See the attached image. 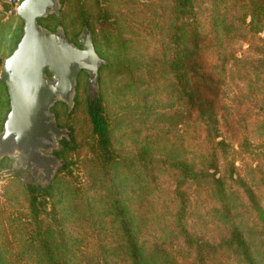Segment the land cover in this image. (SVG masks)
Wrapping results in <instances>:
<instances>
[{"label": "rangeland", "instance_id": "obj_1", "mask_svg": "<svg viewBox=\"0 0 264 264\" xmlns=\"http://www.w3.org/2000/svg\"><path fill=\"white\" fill-rule=\"evenodd\" d=\"M61 2L60 15H49L41 23L52 30L63 25L77 44L88 26L96 52L107 59L100 68L98 97L111 125L117 165L106 170L93 154L89 75L83 71L74 109L69 111L64 102L53 107L59 125L70 130V139L61 141L64 146L56 152L63 164L51 184L42 187L40 178L27 183L19 173L0 177V264L44 262L39 248L42 236L35 232L31 217V185L38 195L42 226L51 240L60 243L70 264H129L117 214L121 206L133 219L146 254H151L150 264H175L174 260L196 264L194 248L175 223L181 209L178 189L185 193L188 229L195 239L217 241L227 236L233 225L224 218L228 209L253 248L260 251L264 215L257 209L264 210V32L233 31L221 36L218 51H209L222 80L214 137L206 122L185 110L181 88L167 68L174 53L172 0ZM234 22L244 26L242 21ZM8 23L10 43L1 42L3 57L13 52L23 35L20 16ZM204 24L209 27L208 21ZM9 110V93L0 79V131ZM177 159L193 164L198 178L185 181L173 166ZM210 159L217 164L210 172L223 179L222 186L208 174ZM12 163L2 159L0 173L11 169ZM227 261L221 258L220 263Z\"/></svg>", "mask_w": 264, "mask_h": 264}, {"label": "trees", "instance_id": "obj_2", "mask_svg": "<svg viewBox=\"0 0 264 264\" xmlns=\"http://www.w3.org/2000/svg\"><path fill=\"white\" fill-rule=\"evenodd\" d=\"M171 11L175 20L170 37L174 53L167 63V68L181 88L185 110L190 116L196 114L206 122L216 137L218 123L216 108L221 96L222 80L215 71L214 62L209 59V51H218L221 36H230L233 31L241 34L245 30L253 34L264 32V0H172ZM234 20L242 21L244 26L236 25ZM205 21L209 22V27H205ZM8 25V22L2 24L0 35L5 34ZM1 41L0 38V45ZM2 63L3 58H0V71ZM88 104L92 125L93 154L99 166L106 170L111 169L113 165H117V162H115V151L112 147L110 122L98 96L95 100L90 99ZM173 166L179 170L185 181L197 179L199 176L196 167L186 160L177 159L173 161ZM64 167L65 165L62 169ZM211 167H217L213 159L208 161L207 171L214 183L222 186L223 179L211 173ZM29 187L32 191L31 217L35 232L42 236L39 248L42 249L45 258L41 264H70L60 243L51 240L46 232V226H42V211L37 202L38 195L36 196L34 186ZM176 194L181 201V209H178L175 214L176 227L181 236L194 248L196 264H264V227L261 231L263 248L258 251L253 248L244 231L234 222L235 219L227 209L224 218L233 223L227 236L217 241L195 239L194 234L188 229L185 193L178 189ZM251 196L252 202H255L256 196L253 193ZM257 210L264 215L263 209ZM117 214L121 217L122 233L125 238L123 247L129 257V264H150L151 254L147 255L140 243L133 219L122 206ZM221 258L228 261L220 263ZM174 261L175 264H182Z\"/></svg>", "mask_w": 264, "mask_h": 264}, {"label": "water", "instance_id": "obj_3", "mask_svg": "<svg viewBox=\"0 0 264 264\" xmlns=\"http://www.w3.org/2000/svg\"><path fill=\"white\" fill-rule=\"evenodd\" d=\"M61 0H22L12 13L23 21V35L10 55L4 57L0 79L5 83L10 110L0 131V161L9 158L12 168L0 173L21 172L27 182L39 179L50 185L63 159L56 152L70 139V130L57 121L53 107L58 102L72 111L76 104L78 78L89 75L87 91L95 100L100 93V68L107 59L98 52L93 33L85 26L71 41L63 25L52 30L40 19L60 15Z\"/></svg>", "mask_w": 264, "mask_h": 264}, {"label": "crops", "instance_id": "obj_4", "mask_svg": "<svg viewBox=\"0 0 264 264\" xmlns=\"http://www.w3.org/2000/svg\"><path fill=\"white\" fill-rule=\"evenodd\" d=\"M8 12H9L8 0H0V29H2V27H3L2 24H5V23H7L9 21H10V23H12L13 20L15 19V16H18V15L13 14V13H11L12 15H6ZM5 15L7 17H5ZM10 30H11V28H9V30L7 29L5 34H3V35L1 34L0 35V38L2 39L1 42L4 43V45L8 44V46H9L10 40H8L7 38H9L10 35H11V31ZM6 40H8V41L6 42ZM1 53L2 54H0V58L4 59L3 52H1Z\"/></svg>", "mask_w": 264, "mask_h": 264}, {"label": "built area", "instance_id": "obj_5", "mask_svg": "<svg viewBox=\"0 0 264 264\" xmlns=\"http://www.w3.org/2000/svg\"><path fill=\"white\" fill-rule=\"evenodd\" d=\"M22 0H8L9 4V12H12V10L21 2Z\"/></svg>", "mask_w": 264, "mask_h": 264}, {"label": "flooded vegetation", "instance_id": "obj_6", "mask_svg": "<svg viewBox=\"0 0 264 264\" xmlns=\"http://www.w3.org/2000/svg\"><path fill=\"white\" fill-rule=\"evenodd\" d=\"M17 173H19L21 175V172H17Z\"/></svg>", "mask_w": 264, "mask_h": 264}]
</instances>
